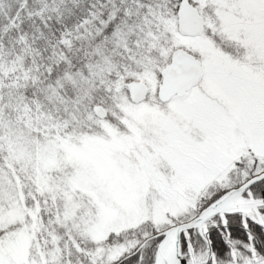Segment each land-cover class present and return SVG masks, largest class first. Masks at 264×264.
I'll use <instances>...</instances> for the list:
<instances>
[{
	"label": "snow or ice",
	"instance_id": "obj_1",
	"mask_svg": "<svg viewBox=\"0 0 264 264\" xmlns=\"http://www.w3.org/2000/svg\"><path fill=\"white\" fill-rule=\"evenodd\" d=\"M0 264H264V0H0Z\"/></svg>",
	"mask_w": 264,
	"mask_h": 264
}]
</instances>
